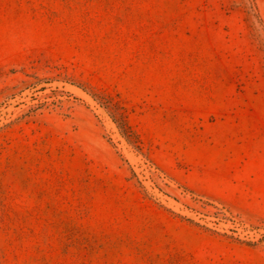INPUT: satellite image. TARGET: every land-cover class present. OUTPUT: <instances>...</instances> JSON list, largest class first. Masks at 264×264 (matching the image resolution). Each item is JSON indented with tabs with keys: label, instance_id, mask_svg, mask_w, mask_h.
<instances>
[{
	"label": "rangeland",
	"instance_id": "374dc122",
	"mask_svg": "<svg viewBox=\"0 0 264 264\" xmlns=\"http://www.w3.org/2000/svg\"><path fill=\"white\" fill-rule=\"evenodd\" d=\"M0 264H264V0H0Z\"/></svg>",
	"mask_w": 264,
	"mask_h": 264
}]
</instances>
